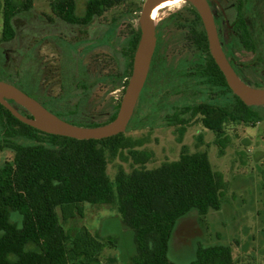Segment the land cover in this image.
<instances>
[{
    "label": "rangeland",
    "instance_id": "rangeland-1",
    "mask_svg": "<svg viewBox=\"0 0 264 264\" xmlns=\"http://www.w3.org/2000/svg\"><path fill=\"white\" fill-rule=\"evenodd\" d=\"M53 1L33 0L32 9L13 20L16 37L2 42L4 0H0V81L17 86L70 123L85 127L108 123L125 94L124 78H131L127 46L139 27L146 0H125L88 25L63 21ZM217 2L216 12L225 9L232 26L228 31L226 22L221 24L230 52L237 61H255V54L244 46L242 21L251 5L247 0ZM191 6L184 2L164 8L154 22L159 37L153 66L160 69L150 81L155 93L146 99L143 90L133 119L121 133L125 146L115 157L107 155L108 176L115 187L120 168L127 174L136 168L153 170L176 161L184 148L189 153H207L213 169L225 180L222 207L182 219L171 241L169 259L190 264L198 244L224 245L232 249L233 264H264V106L256 107L261 121L254 126L228 121L220 136L203 126L200 113H194L199 103L231 106L232 99L212 91L199 77L207 54L192 39L197 25ZM85 9L86 1L77 0L76 15H84ZM250 10L252 16L254 8ZM257 24L264 29V0H257ZM261 58L260 65L242 72L243 80L256 88H264ZM221 140L224 147L219 145ZM14 155L0 121V167ZM114 197L112 204L83 205V217L61 218L72 235L86 227L100 241L112 242L93 264H134L137 257L134 232L118 210L116 188Z\"/></svg>",
    "mask_w": 264,
    "mask_h": 264
},
{
    "label": "trees",
    "instance_id": "trees-1",
    "mask_svg": "<svg viewBox=\"0 0 264 264\" xmlns=\"http://www.w3.org/2000/svg\"><path fill=\"white\" fill-rule=\"evenodd\" d=\"M76 1L55 0L52 7L66 23L88 25L125 0H85L86 9L80 17L75 12ZM32 6L33 0L21 3L4 0L2 42L16 37L14 18L30 11ZM191 7L197 25L192 39L197 40L207 54L199 77L205 79L212 91L232 99L231 106L201 102L194 113L199 112L203 126L219 136L228 121L254 126L261 121L256 107L246 105L229 87L210 53L202 19L195 7ZM250 20V16L244 19L248 36L244 45L249 50L257 48V65H260L261 57L264 58V29L257 24L256 42L254 23ZM140 36L139 26L132 32L127 46L130 77ZM9 102L20 113L31 117L22 106ZM119 108L120 105L118 111ZM0 121L5 127L6 145L15 152L14 159L0 167V264H93L99 261L103 248L112 242L100 241L86 227L72 235L63 227L61 218L68 221L77 215L83 217L85 204H112L115 188L119 213L134 232L137 247L134 264H175L168 254L179 222L193 212L207 215L222 207L225 180L213 169L205 152L189 153L184 148L176 161L153 170L136 168L127 174L120 168L114 187L108 176L107 155L115 157L125 146L123 134L103 140H76L48 134L24 124L2 104ZM97 126L101 125L86 127ZM225 144L221 140L219 145L224 147ZM233 262L230 247L198 244L195 259L190 264Z\"/></svg>",
    "mask_w": 264,
    "mask_h": 264
},
{
    "label": "water",
    "instance_id": "water-1",
    "mask_svg": "<svg viewBox=\"0 0 264 264\" xmlns=\"http://www.w3.org/2000/svg\"><path fill=\"white\" fill-rule=\"evenodd\" d=\"M163 0H146L140 17L141 36L134 55L132 75L122 98L116 118L104 125L85 127L70 123L49 111L37 99L17 86L0 81V104L6 107L17 119L42 132L73 138L76 140H103L124 133L136 110L148 79L152 59L156 50L157 38L152 19L154 8ZM195 7L206 30L212 57L233 91L246 105L264 106V88H256L243 81L235 72L220 42L214 15L208 0H184ZM9 101H14L29 112L31 117L20 113Z\"/></svg>",
    "mask_w": 264,
    "mask_h": 264
},
{
    "label": "flooded vegetation",
    "instance_id": "flooded-vegetation-1",
    "mask_svg": "<svg viewBox=\"0 0 264 264\" xmlns=\"http://www.w3.org/2000/svg\"><path fill=\"white\" fill-rule=\"evenodd\" d=\"M248 1V4L251 5V7L254 8V11H253V15L251 16V7H249L248 11H244V14L242 16V21H243V25H244V28L246 30V25L244 23V19L246 16H250L251 17V22L254 23V38L257 42V0H247ZM185 1H183L182 3H184ZM208 3L211 7V10L213 12V15H214V19H215V23H216V26H217V29H218V34H219V38H220V42H221V45L223 47V50L228 58V60L230 61L232 67L234 68L235 72L237 73V75L243 80V77H242V72L244 70H246V67H251V66H257V48L255 50H250L251 52H253L256 56V60L253 61V62H248V63H243V62H240V61H237L236 58H234V56L232 55V53L230 52V47H229V43H228V40L226 38V36H224V34L222 33V28H221V24L222 23H225L226 22V25H227V30L229 31L232 26L231 24H228V15H227V12L225 9H222V11L220 13L216 12V8L219 7V4L217 2V0H208ZM260 3V2H259ZM181 4V3H180ZM179 5V4H178ZM238 5L240 6V2H238ZM164 9L163 7H160V9L158 10L157 12V15L158 13L160 12V10ZM157 15H156V18H157ZM156 37H157V44H158V37H159V31L157 30L156 31ZM247 32H246V38H247ZM246 40V39H245ZM245 46V45H244ZM157 45H156V50H157ZM246 49H248L246 46H245ZM156 50H155V53H156ZM249 50V49H248ZM155 53H154V56H155ZM128 55V54H127ZM129 56V55H128ZM154 56H153V59H154ZM130 59V58H129ZM153 59H152V63H151V67H150V71H149V75H148V79L146 81V84L144 86V89H145V98L148 99L150 98L154 93H155V89L154 87H152V84H151V77L152 75H158L159 73V66H153ZM130 63V61H129ZM129 65H127V68H128ZM165 72H167V70H165ZM164 78V77H163ZM165 79V78H164ZM162 79V80H164ZM161 80V81H162ZM125 81H128V77H125L124 78V82L123 83H126ZM244 81V80H243ZM125 88V87H123ZM143 89V90H144ZM143 92V91H142ZM142 94V93H141ZM42 104V103H41ZM135 115V113H134ZM134 117V116H133ZM133 119V118H132Z\"/></svg>",
    "mask_w": 264,
    "mask_h": 264
},
{
    "label": "bare ground",
    "instance_id": "bare-ground-1",
    "mask_svg": "<svg viewBox=\"0 0 264 264\" xmlns=\"http://www.w3.org/2000/svg\"><path fill=\"white\" fill-rule=\"evenodd\" d=\"M184 0H179V2H177V0H163L161 1L153 10L152 12V19H153V22L156 21V15H157V12L158 10L160 9V7H163V8H167V7H172V6H176L180 3H182ZM159 14V13H158ZM158 16V15H157Z\"/></svg>",
    "mask_w": 264,
    "mask_h": 264
},
{
    "label": "snow or ice",
    "instance_id": "snow-or-ice-1",
    "mask_svg": "<svg viewBox=\"0 0 264 264\" xmlns=\"http://www.w3.org/2000/svg\"><path fill=\"white\" fill-rule=\"evenodd\" d=\"M177 2H179V0H177Z\"/></svg>",
    "mask_w": 264,
    "mask_h": 264
}]
</instances>
